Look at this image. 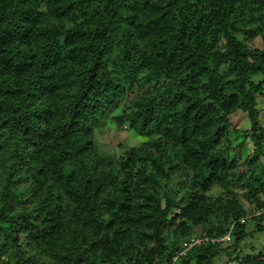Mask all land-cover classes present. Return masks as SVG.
I'll return each mask as SVG.
<instances>
[{
  "label": "trees",
  "instance_id": "trees-1",
  "mask_svg": "<svg viewBox=\"0 0 264 264\" xmlns=\"http://www.w3.org/2000/svg\"><path fill=\"white\" fill-rule=\"evenodd\" d=\"M257 38L261 49L246 46ZM257 78L264 0H0V264H170L208 220L207 237L236 223L231 243L180 264L237 250L236 264H264L242 254L252 232L239 224L264 207L260 191L243 196L247 209L207 195L225 192L236 166L218 147L230 115H247L251 161L264 153ZM148 82L162 90L114 118L147 141L98 156L100 117ZM174 170L182 199L161 191ZM263 219L252 218L257 232Z\"/></svg>",
  "mask_w": 264,
  "mask_h": 264
},
{
  "label": "rangeland",
  "instance_id": "rangeland-1",
  "mask_svg": "<svg viewBox=\"0 0 264 264\" xmlns=\"http://www.w3.org/2000/svg\"><path fill=\"white\" fill-rule=\"evenodd\" d=\"M241 37H239L240 39ZM246 46L250 49H261L262 43L259 38L253 42H245ZM257 82L262 81L261 78L256 79ZM261 89L264 94V80L262 81ZM162 90V85L157 83L153 86V83H143L140 85L133 84L131 88L126 89L124 96L121 98V102L108 111L107 114H104L100 117V120L94 130V142L95 149L98 156L113 158L118 160L120 157L125 156V152L129 149H136L141 144L147 141L146 137L138 135V132L133 130L128 122H125L122 125H118L114 118L120 116L123 113H126L131 110V107H134L130 104L132 99L134 102L141 100L142 98L148 96L149 94H155L156 91ZM259 97H257L258 99ZM258 108L262 112L260 113L259 120L260 125L264 127V97H260L258 101ZM227 130L225 135L222 137L218 147L228 146L227 150H224V154L228 157V161H234L236 166H234V171L231 175V180L226 186V189H223L225 192L220 190L218 187H211L208 191L209 197L220 196L221 199H225V195L239 196L242 200V204L246 208L249 203L243 200V196L247 194L251 188L254 191L259 192L258 194V204L263 202L264 204V187L258 181L261 179L264 182V153L257 156V162L251 161L253 146L248 137L249 135V122L247 115L241 114L239 112L233 113L228 117ZM264 150V149H263ZM234 153H237L238 157L230 158ZM253 160V159H252ZM241 177V179H239ZM184 176L178 173V171H172L167 177L161 176V191L167 192L168 194L177 193V198L182 199L186 197V192L184 189H181V186H178L177 183L184 181ZM255 192V193H256ZM257 194V193H256ZM162 196V195H161ZM245 199V198H244ZM255 210H260L261 207L251 206ZM263 207V206H262ZM247 209V208H246ZM249 209V208H248ZM249 211V210H248ZM175 213V211L173 212ZM247 213V212H246ZM247 215V214H246ZM242 216L243 218L246 217ZM173 216V215H171ZM250 217V216H248ZM208 225L200 226L194 228L196 235H202L207 232L208 229L214 228L213 220L207 221ZM262 232H257L254 221L252 219L247 220L246 231L247 233L252 232L240 248L243 255H255L261 253L264 256V219L261 223ZM165 237L170 239V231L166 230ZM153 245V244H152ZM241 256L240 251L235 253L232 257L221 256L217 257L214 260L208 262L207 264H236L238 259L237 256ZM7 260L4 259V262ZM45 264H49L45 261ZM190 264H196L195 259L191 261Z\"/></svg>",
  "mask_w": 264,
  "mask_h": 264
},
{
  "label": "built area",
  "instance_id": "built-area-1",
  "mask_svg": "<svg viewBox=\"0 0 264 264\" xmlns=\"http://www.w3.org/2000/svg\"><path fill=\"white\" fill-rule=\"evenodd\" d=\"M264 213V207L260 208V210L257 211H252L251 216H258L260 214ZM245 220L241 219L239 223H244ZM236 223H232L230 227L228 228V231L224 233L221 236L218 237H207L206 235H201V236H195L193 238H190L186 241H183L181 250L179 253L172 258V261L170 264H180L182 258H186L187 254L195 247H200V246H206L208 244L214 245V244H221V245H228L232 241V233H233V228ZM240 250H237V253Z\"/></svg>",
  "mask_w": 264,
  "mask_h": 264
},
{
  "label": "clouds",
  "instance_id": "clouds-1",
  "mask_svg": "<svg viewBox=\"0 0 264 264\" xmlns=\"http://www.w3.org/2000/svg\"><path fill=\"white\" fill-rule=\"evenodd\" d=\"M252 211H257V210H252ZM252 211H251V214H247L245 218H241V219H244V220H245L244 223H246L248 219H252V218H253V216H251V215H252ZM248 216H250V217H248ZM241 219H240V220H241ZM240 220H239V221H240ZM244 223H239V224L242 225V224H244Z\"/></svg>",
  "mask_w": 264,
  "mask_h": 264
}]
</instances>
